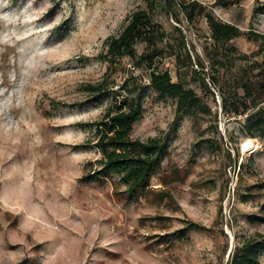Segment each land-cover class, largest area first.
I'll list each match as a JSON object with an SVG mask.
<instances>
[{
    "label": "rangeland",
    "instance_id": "374dc122",
    "mask_svg": "<svg viewBox=\"0 0 264 264\" xmlns=\"http://www.w3.org/2000/svg\"><path fill=\"white\" fill-rule=\"evenodd\" d=\"M198 1L264 33V0ZM145 8L146 0H0V264H226L238 242L264 232L251 219L264 216V141L246 134L252 107L233 83L242 73L254 78L262 55L244 37L225 44L236 51L215 43L201 15L156 14L167 45L153 69L183 80L210 108L174 125L177 102L158 99L148 65L128 56L110 64L106 55L105 40ZM182 40L204 62L207 86L195 79L197 64L176 62ZM102 81V94L90 90ZM137 93L143 112L131 137L170 133V142L148 195L130 201L116 175L81 178L101 166L95 123L115 96ZM224 96L249 107L224 113ZM186 221L208 230L184 229L187 239H177Z\"/></svg>",
    "mask_w": 264,
    "mask_h": 264
},
{
    "label": "trees",
    "instance_id": "16d2710c",
    "mask_svg": "<svg viewBox=\"0 0 264 264\" xmlns=\"http://www.w3.org/2000/svg\"><path fill=\"white\" fill-rule=\"evenodd\" d=\"M156 14L172 17L177 22H180V15L190 22L194 17L201 15L205 18L215 43L222 44L230 52L236 51L234 46L225 44L233 39L244 37L255 45L258 56L262 55L264 61V33L253 28L242 30L235 24L222 21L198 0H146L145 9L133 11L122 31L105 40L106 55L110 64L128 56L135 59L138 66L144 63L148 65V68L151 69L149 71V86L155 90L158 99L171 98L177 102L174 125L184 114L195 117L200 112L209 113L210 108L192 88L185 86L183 80L173 81L168 70L153 69L154 61L164 56L166 52L164 45H167L165 31L162 25L154 19ZM139 42L145 43L147 50L137 56L135 46ZM179 47L183 48L185 52L184 54L181 51L172 52L176 62L183 65H186V62L197 64L201 70L196 72L198 77L195 79L200 78L203 85L207 86L205 77H202V71L205 69L204 62L199 56L192 58L184 40L181 44L179 43ZM206 54L209 55L208 52ZM217 63L221 64V61L217 60ZM233 83L243 88L245 99L249 98L248 103L252 107L251 111L253 112H248L244 123L246 134L250 137H259L264 141V67L260 68L254 78L249 79L242 73L240 78ZM89 87L91 91L102 94L105 88L104 81ZM241 106L244 107L243 111L249 107L238 97H234V100H231V96L222 97L221 110L224 113L240 114L242 113ZM142 112L141 93L124 95L120 98L115 96L113 105L109 106L102 118L95 123V145L102 155L99 160L101 166L82 176V180L102 183L111 175H116L119 183L124 187L120 192L127 200L132 201L148 195L150 180L168 154L170 133L164 136L150 137L146 140L132 138L131 132L134 124L141 118ZM236 154L239 156V152ZM262 209L264 210V203ZM251 219L264 222V216L261 215ZM185 223L184 228L175 232L177 239L182 241L187 239L186 234L183 233L184 229L208 230L194 222L186 221ZM165 237L169 238L170 236L165 235ZM263 256L264 232L238 242L229 252L226 264H262Z\"/></svg>",
    "mask_w": 264,
    "mask_h": 264
},
{
    "label": "bare ground",
    "instance_id": "6f19581e",
    "mask_svg": "<svg viewBox=\"0 0 264 264\" xmlns=\"http://www.w3.org/2000/svg\"><path fill=\"white\" fill-rule=\"evenodd\" d=\"M251 146H252V142L250 140H245L242 143V148H243L244 151L248 150Z\"/></svg>",
    "mask_w": 264,
    "mask_h": 264
}]
</instances>
